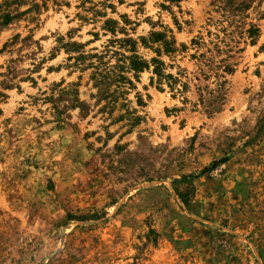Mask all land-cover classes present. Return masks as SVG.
I'll return each instance as SVG.
<instances>
[{
	"label": "rangeland",
	"instance_id": "374dc122",
	"mask_svg": "<svg viewBox=\"0 0 264 264\" xmlns=\"http://www.w3.org/2000/svg\"><path fill=\"white\" fill-rule=\"evenodd\" d=\"M0 264H264V0H0Z\"/></svg>",
	"mask_w": 264,
	"mask_h": 264
},
{
	"label": "trees",
	"instance_id": "16d2710c",
	"mask_svg": "<svg viewBox=\"0 0 264 264\" xmlns=\"http://www.w3.org/2000/svg\"><path fill=\"white\" fill-rule=\"evenodd\" d=\"M153 63H156V66L159 65V62H158V61L153 60ZM142 64H143V63H141V61H139L137 57H132V60H131V67H132L134 70L139 69V67H141ZM154 72H157V68H156V67H154Z\"/></svg>",
	"mask_w": 264,
	"mask_h": 264
}]
</instances>
